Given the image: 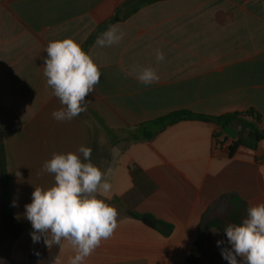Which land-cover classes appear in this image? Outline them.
<instances>
[{"label":"crops","instance_id":"crops-1","mask_svg":"<svg viewBox=\"0 0 264 264\" xmlns=\"http://www.w3.org/2000/svg\"><path fill=\"white\" fill-rule=\"evenodd\" d=\"M126 1L0 0V148L22 227L0 248V264H52L58 255L66 264L69 249H49L43 238L33 243L24 206L35 186L54 183L51 174H41L43 163L81 145L92 149L91 160L102 170L114 168L112 189L101 198L118 209L120 221L87 264H187L203 218L224 214L227 197L248 207L264 202V139L256 150L229 157L217 143L224 140H216L217 127L196 120L142 138L157 128L152 122L179 111L221 116L255 109L264 134V0H168L143 7L115 23L126 33L120 43H94L87 51L101 71L87 111L71 121L53 119L62 105L43 75L47 44L71 37L83 48ZM156 49L164 61H156ZM133 65L155 68L159 82L145 86L135 74L125 75ZM113 147L120 150L115 162ZM1 180L0 160V190ZM144 215L173 230L164 235L148 227L139 218ZM221 247H230L227 238L209 231L197 264H217Z\"/></svg>","mask_w":264,"mask_h":264},{"label":"clouds","instance_id":"clouds-1","mask_svg":"<svg viewBox=\"0 0 264 264\" xmlns=\"http://www.w3.org/2000/svg\"><path fill=\"white\" fill-rule=\"evenodd\" d=\"M125 35L119 25H110L95 44L111 47ZM45 51L43 75L62 105L51 115L58 122L71 121L87 111V97L100 82V67L71 37L50 41ZM155 58L157 62L165 59L159 49L155 50ZM131 74L145 86L160 80L153 67L133 65L125 73ZM91 154L92 149L84 145L76 152L53 153L43 163L41 174H51L54 183L49 187L35 186L31 203L24 206V216L33 229V243L43 238L49 249H69L72 255L66 264H87L102 242L112 238L120 227L118 209L101 198L112 189L114 168L110 164L102 170L92 162ZM111 155L115 162L120 157L119 148L113 147ZM20 175L16 173L17 177ZM12 206H17L15 200ZM224 233L230 247H221V256L228 264H264V202L250 205L246 217L239 224H228ZM223 244L224 241H217L218 247ZM52 264L65 262L58 255Z\"/></svg>","mask_w":264,"mask_h":264},{"label":"trees","instance_id":"trees-1","mask_svg":"<svg viewBox=\"0 0 264 264\" xmlns=\"http://www.w3.org/2000/svg\"><path fill=\"white\" fill-rule=\"evenodd\" d=\"M168 1V0H127L114 12L113 16L105 23L99 25L85 42L83 49L87 52L95 43L97 38L106 31L110 25L126 20L134 15L143 7L148 5ZM196 120L203 123H208L217 127L218 131L215 138L218 141L220 137L224 140L217 142L219 146L229 157H232L238 151H254L258 148L264 139L263 130L261 128V117L255 109H249L244 112L227 113L221 116H208L195 114L189 111H179L168 116L160 118L151 124L157 125L153 131L144 132L142 138L151 139L167 126L173 125L180 121ZM240 127L239 134L231 145L223 148L224 142L228 139L224 135L223 130L228 127ZM1 160V190H0V248L2 246L11 245L22 231L21 224L16 220L13 211L12 197L9 191L6 164L3 148H0ZM227 209L224 214L212 217L203 218L198 229V240L195 249L187 260V264H197L199 262L198 252L202 250L206 244V237L209 231L214 230L221 236L226 237L224 228L230 224H239L246 217L247 203L238 197H227L225 199ZM140 220L148 227L168 235L173 230V227L165 222H162L151 215L139 217ZM12 234L14 237L12 238ZM51 254H53L51 252Z\"/></svg>","mask_w":264,"mask_h":264},{"label":"water","instance_id":"water-1","mask_svg":"<svg viewBox=\"0 0 264 264\" xmlns=\"http://www.w3.org/2000/svg\"><path fill=\"white\" fill-rule=\"evenodd\" d=\"M224 135L227 136L228 138L232 139V140H235L236 137L238 136L239 134V131L237 129H235L234 127L232 126H228L226 127L224 130Z\"/></svg>","mask_w":264,"mask_h":264},{"label":"rangeland","instance_id":"rangeland-1","mask_svg":"<svg viewBox=\"0 0 264 264\" xmlns=\"http://www.w3.org/2000/svg\"><path fill=\"white\" fill-rule=\"evenodd\" d=\"M12 236V238L14 237V234H12L11 235ZM5 247V246H4ZM51 256V252H48V253H45V257L46 258H44L45 260L48 258V257H50ZM217 264H228V261L227 260H225V259H223V257H221L220 259H219V261H218V263Z\"/></svg>","mask_w":264,"mask_h":264}]
</instances>
